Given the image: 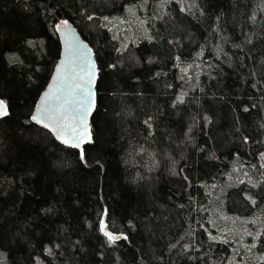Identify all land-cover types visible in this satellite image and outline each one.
<instances>
[{
  "label": "trees",
  "instance_id": "obj_1",
  "mask_svg": "<svg viewBox=\"0 0 264 264\" xmlns=\"http://www.w3.org/2000/svg\"><path fill=\"white\" fill-rule=\"evenodd\" d=\"M65 20L98 64L82 153L31 121ZM0 98L17 264H264V0H0Z\"/></svg>",
  "mask_w": 264,
  "mask_h": 264
},
{
  "label": "water",
  "instance_id": "obj_2",
  "mask_svg": "<svg viewBox=\"0 0 264 264\" xmlns=\"http://www.w3.org/2000/svg\"><path fill=\"white\" fill-rule=\"evenodd\" d=\"M65 22H67V27H65ZM57 33L61 44V54L46 88L36 101L31 121L47 130L61 145L81 152V149L84 151V148L92 141V118L97 107V58L92 47L72 23L67 20L63 21L58 27ZM90 81L91 83H89ZM89 87L91 88L90 96L86 91ZM0 101L3 100L0 98ZM82 101L87 102L82 105ZM5 105L7 106L6 103ZM38 112L40 113L38 116L40 123L33 119ZM45 113L59 117L57 122L61 127L58 128L56 123L44 119ZM6 116L0 117V119ZM65 117L68 119L65 120ZM82 120L86 123L87 131L80 146L70 147L63 143L58 133L63 132L64 139H71L74 135L73 128L77 131L83 130ZM45 123H48L49 127H45ZM89 136L90 140L87 138ZM102 225L105 226L104 220ZM104 229L105 227H102L103 231Z\"/></svg>",
  "mask_w": 264,
  "mask_h": 264
},
{
  "label": "snow or ice",
  "instance_id": "obj_3",
  "mask_svg": "<svg viewBox=\"0 0 264 264\" xmlns=\"http://www.w3.org/2000/svg\"><path fill=\"white\" fill-rule=\"evenodd\" d=\"M67 26H68L67 22H65V27H67ZM89 83H91V81ZM86 91H87L88 95L90 96L91 95V88L89 87ZM86 102L87 101H82L81 104L83 105ZM92 107H94V104H92ZM6 115H8L7 106L5 105V103L3 101H0V117L6 116ZM38 116H40L39 112H38L37 116L33 117V119L37 120V123H40L41 121H40V119H38ZM43 118L46 119V120H51L53 123H56L58 128L61 127V125L57 122L59 120V117H53L50 113H45ZM67 119L68 118L65 117V120H67ZM82 123H84L83 120H82ZM44 126L45 127H49V124L45 123ZM65 126H67V125H65ZM86 131H87V126H86V123H84L83 130L77 131L75 128H73L74 135L71 137V139H64L63 138L64 137V133L63 132L58 133V135L62 139V142L67 144L68 146H70V147H79L80 144L83 142V139L85 138V132ZM87 138L90 140V136L87 137ZM82 151L83 150L81 149V152ZM102 227H106V226L102 225ZM105 235H107L110 240L117 239V237H113L111 235V233L105 232Z\"/></svg>",
  "mask_w": 264,
  "mask_h": 264
},
{
  "label": "rangeland",
  "instance_id": "obj_4",
  "mask_svg": "<svg viewBox=\"0 0 264 264\" xmlns=\"http://www.w3.org/2000/svg\"><path fill=\"white\" fill-rule=\"evenodd\" d=\"M0 264H17L13 251L2 244H0Z\"/></svg>",
  "mask_w": 264,
  "mask_h": 264
}]
</instances>
